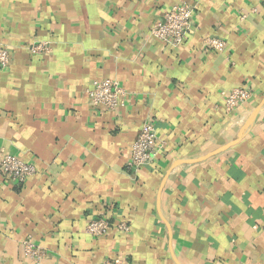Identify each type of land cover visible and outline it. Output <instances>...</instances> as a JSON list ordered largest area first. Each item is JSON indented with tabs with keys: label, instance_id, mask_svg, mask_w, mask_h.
Instances as JSON below:
<instances>
[{
	"label": "crops",
	"instance_id": "0c3cea01",
	"mask_svg": "<svg viewBox=\"0 0 264 264\" xmlns=\"http://www.w3.org/2000/svg\"><path fill=\"white\" fill-rule=\"evenodd\" d=\"M178 3L193 32L175 47L151 27ZM0 43V147L36 167L23 184L0 171V264H264V0H0ZM104 79L118 109L90 102ZM238 86L253 97L226 111ZM148 121L162 148L129 170Z\"/></svg>",
	"mask_w": 264,
	"mask_h": 264
},
{
	"label": "built area",
	"instance_id": "2783aa9c",
	"mask_svg": "<svg viewBox=\"0 0 264 264\" xmlns=\"http://www.w3.org/2000/svg\"><path fill=\"white\" fill-rule=\"evenodd\" d=\"M194 8L186 3H178L168 9L161 21L151 27V35L175 47H179L185 39L193 32ZM225 41L218 37L206 39V45L215 50H223ZM33 54H48L51 45L45 41L33 42L29 46ZM11 50L0 43V68H6L11 62ZM90 102L96 109L115 110L124 105V89L117 81L112 79L94 80L86 90ZM253 97V90L247 86H238L225 93L226 111H232L239 105L246 103ZM162 144L159 141L156 126L152 121L146 122L141 128L137 139L132 143L130 157L126 164L129 170H137L144 164L150 163L160 152ZM0 171L8 176L14 183L23 184L35 174L36 167L32 163L23 161L17 155L11 154L0 147ZM120 231H129L130 225L126 222L118 224ZM112 227L109 216L92 219L85 227L86 233L92 236L107 234ZM24 252L33 259H40L46 255V251L39 245L27 239L23 242ZM101 264H126L125 259L117 256L107 259Z\"/></svg>",
	"mask_w": 264,
	"mask_h": 264
}]
</instances>
